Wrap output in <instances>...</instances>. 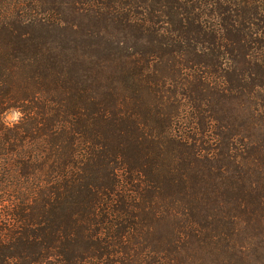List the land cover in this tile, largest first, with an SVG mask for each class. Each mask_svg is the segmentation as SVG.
<instances>
[{
  "label": "trees",
  "instance_id": "obj_1",
  "mask_svg": "<svg viewBox=\"0 0 264 264\" xmlns=\"http://www.w3.org/2000/svg\"><path fill=\"white\" fill-rule=\"evenodd\" d=\"M0 264H264V0H0Z\"/></svg>",
  "mask_w": 264,
  "mask_h": 264
},
{
  "label": "clouds",
  "instance_id": "obj_2",
  "mask_svg": "<svg viewBox=\"0 0 264 264\" xmlns=\"http://www.w3.org/2000/svg\"><path fill=\"white\" fill-rule=\"evenodd\" d=\"M4 123L9 127L19 124L23 119V112L20 109H10L9 113L4 114Z\"/></svg>",
  "mask_w": 264,
  "mask_h": 264
},
{
  "label": "rangeland",
  "instance_id": "obj_3",
  "mask_svg": "<svg viewBox=\"0 0 264 264\" xmlns=\"http://www.w3.org/2000/svg\"><path fill=\"white\" fill-rule=\"evenodd\" d=\"M4 118H5V116H4Z\"/></svg>",
  "mask_w": 264,
  "mask_h": 264
}]
</instances>
